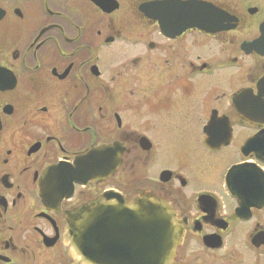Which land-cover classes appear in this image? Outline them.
<instances>
[{"label":"flooded vegetation","instance_id":"af4514ba","mask_svg":"<svg viewBox=\"0 0 264 264\" xmlns=\"http://www.w3.org/2000/svg\"><path fill=\"white\" fill-rule=\"evenodd\" d=\"M185 1L0 0V264H85L68 216L105 193L170 205L174 264H264V187L227 186L264 184V0Z\"/></svg>","mask_w":264,"mask_h":264},{"label":"water","instance_id":"95a60500","mask_svg":"<svg viewBox=\"0 0 264 264\" xmlns=\"http://www.w3.org/2000/svg\"><path fill=\"white\" fill-rule=\"evenodd\" d=\"M183 7L190 27L214 26L219 15L215 5L203 0L185 1ZM254 144L257 150H264V131L251 138L245 148ZM106 150L104 146L98 152L104 154ZM240 171L233 167L230 172L231 190L240 185L264 187L256 180L233 184L231 179ZM248 176L255 177L251 173ZM181 239L182 229L173 209L165 201L149 196L128 203L105 193L102 199L68 216L67 240L85 264H174Z\"/></svg>","mask_w":264,"mask_h":264},{"label":"rangeland","instance_id":"374dc122","mask_svg":"<svg viewBox=\"0 0 264 264\" xmlns=\"http://www.w3.org/2000/svg\"><path fill=\"white\" fill-rule=\"evenodd\" d=\"M225 103H226L225 100H223V104H225ZM209 184H210V182L208 181V179L204 175V182H202L201 184H198V185L207 187Z\"/></svg>","mask_w":264,"mask_h":264}]
</instances>
